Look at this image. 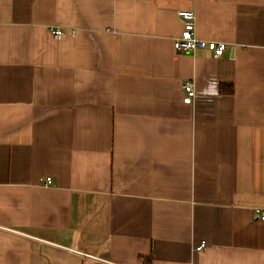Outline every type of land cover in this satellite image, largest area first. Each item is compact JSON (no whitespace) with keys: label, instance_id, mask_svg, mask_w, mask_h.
<instances>
[{"label":"crops","instance_id":"1","mask_svg":"<svg viewBox=\"0 0 264 264\" xmlns=\"http://www.w3.org/2000/svg\"><path fill=\"white\" fill-rule=\"evenodd\" d=\"M255 207L264 0H0V264H264Z\"/></svg>","mask_w":264,"mask_h":264},{"label":"built area","instance_id":"2","mask_svg":"<svg viewBox=\"0 0 264 264\" xmlns=\"http://www.w3.org/2000/svg\"><path fill=\"white\" fill-rule=\"evenodd\" d=\"M177 16L182 23V30L177 38L173 41V48L176 52L193 54L199 49L209 51L215 58L222 56L226 49L224 43L208 42L198 39L195 32V15L191 11H178ZM51 35L55 39H60L63 33L58 29H50ZM187 97L194 96V83L191 80H186L181 86ZM44 184L51 185V179L45 178ZM257 219L264 221V208L255 207L252 210ZM205 245L201 243L195 248L196 251L203 250ZM83 257L94 259V257L81 254ZM147 264V263H146Z\"/></svg>","mask_w":264,"mask_h":264},{"label":"trees","instance_id":"3","mask_svg":"<svg viewBox=\"0 0 264 264\" xmlns=\"http://www.w3.org/2000/svg\"><path fill=\"white\" fill-rule=\"evenodd\" d=\"M232 92H233L232 86H230V85H220V87H219V93L220 94L230 95Z\"/></svg>","mask_w":264,"mask_h":264}]
</instances>
